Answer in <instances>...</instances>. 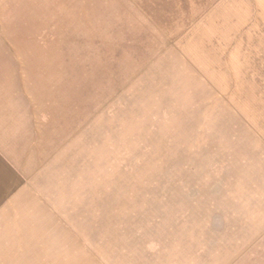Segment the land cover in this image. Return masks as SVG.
Returning a JSON list of instances; mask_svg holds the SVG:
<instances>
[{"label":"rangeland","instance_id":"rangeland-1","mask_svg":"<svg viewBox=\"0 0 264 264\" xmlns=\"http://www.w3.org/2000/svg\"><path fill=\"white\" fill-rule=\"evenodd\" d=\"M0 264H264V0H0Z\"/></svg>","mask_w":264,"mask_h":264}]
</instances>
